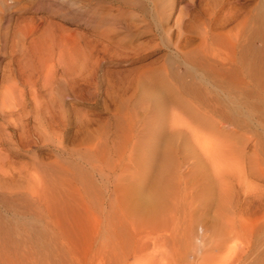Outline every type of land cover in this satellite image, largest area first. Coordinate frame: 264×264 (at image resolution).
Segmentation results:
<instances>
[{
	"label": "rangeland",
	"instance_id": "374dc122",
	"mask_svg": "<svg viewBox=\"0 0 264 264\" xmlns=\"http://www.w3.org/2000/svg\"><path fill=\"white\" fill-rule=\"evenodd\" d=\"M5 4L0 75L44 44L54 73L0 109V264H264V75L237 115L212 86L241 24L264 63V0Z\"/></svg>",
	"mask_w": 264,
	"mask_h": 264
},
{
	"label": "bare ground",
	"instance_id": "6f19581e",
	"mask_svg": "<svg viewBox=\"0 0 264 264\" xmlns=\"http://www.w3.org/2000/svg\"><path fill=\"white\" fill-rule=\"evenodd\" d=\"M5 1L6 0H0V5L5 7L6 6ZM263 17H264V15H263ZM241 20L242 21H240V23L242 22L243 24H245L246 19H244L245 21L243 19H241ZM261 25H263V24L261 23ZM241 27H242V24L240 25V28L238 27V29H240V32L238 31V34L235 33L236 31L235 32L233 31L235 33V35H228V34L226 35L229 44L232 45L231 46V50H229L230 52H227L226 60H219V59L216 60V62H217V69H216L217 73L216 74L218 76L219 83L218 84H212L214 89H216L218 91H222V89L225 90V92H224V95H225L224 96V100L227 102L226 107L230 108L234 114H236L235 111L238 110V105L239 104H237V101H236L237 98L233 97V96H235V93H240V94L242 93V91H243L242 83H243L244 78L253 77L252 79H254L256 77H260L261 75H264V67H263L264 63L263 62H260L261 64H258V65H257V63L259 61L256 62L255 64L252 62L253 65H251L252 63L250 61H248V60L246 61V57L247 56H246V53H245V45H244L246 43V42H244V40H246V39H244L245 36H244V32H242V30H241L242 29ZM244 27H243V29H244ZM260 28H261V26H260ZM262 28L264 29V27H262ZM221 33H224V32H222V31L218 32V34H221ZM228 33H230V32H228ZM261 36H262V34L260 35V37ZM263 46H264V44H263ZM263 46H261L262 50H263ZM261 47L259 49H261ZM40 50L41 51L45 50V53H43V54L39 53L38 56L36 55V57L32 56V59H30V60L28 58V60L18 61V63L16 64L17 65V69L15 68L16 70L15 69L10 70V71L3 70V73L0 75V77H1V79H0V109H1V111H4L3 108H5L7 106H10V105L15 106L16 105L15 104V99L17 97H14L13 94L19 95L23 91L22 87H26L28 89H32L34 87V85L36 84L37 79L39 81V79L42 78V79H44L43 81H45L51 75H53L52 72L54 73V70H53L54 69L53 68V63H54L53 60H54V58L51 56V54H49V51H50L49 44H44L43 47ZM262 50H260V51H262ZM255 51H257V50H255ZM259 53L262 54L261 52H259ZM254 55H256V53ZM263 55H264V52H263ZM263 58L264 57H261V59H263ZM251 59H253V56H252ZM259 59H260V57H259ZM12 60H15V59H12ZM255 61L256 60L254 59V62ZM261 61H263V60H261ZM24 70L31 74V78L32 79L31 78L23 79V77H21V76H24L23 75L24 74ZM19 75H21L20 76L21 78L19 77ZM262 78H264V77H262ZM204 101L206 102V100H204ZM205 102L204 103L202 102L203 105L205 104ZM215 104H216L215 102L211 101V104H210L211 111H214V112L217 113L218 107ZM204 107L205 106H202V108H200L201 109V116H202L201 119L203 121L208 118L207 115H209L208 112H210V111H207ZM213 115H214L213 112H211L210 115H209V117H210L209 119L211 121H214V116ZM232 118L236 119L235 117H232ZM21 128H22V125H21ZM157 189H153V190L155 192H157L156 191ZM158 190H160V189H158ZM28 192H29L28 194L31 197V200L33 202L37 201V198H39V196H40L39 192H38V177H37V175H35V176L33 175L32 183L28 187ZM150 193L148 192L145 196H144V194L143 195L140 194V196H144L145 197V198L143 197V200L145 199L144 201L146 203H148V204H150L153 200L156 201L155 199H157V197H158V196H156L157 193H156V195H154V194L150 195ZM46 194H47V199H49V201L53 200V198H52L53 195H52L50 189L48 190V193H46ZM140 200H141V197H140ZM154 203L152 202L150 206L153 207L152 204H154ZM31 227H33V226H31ZM30 230L32 231V236L34 237V240H36L37 239V234H38V229H36V227L34 226L32 229L30 228ZM20 243H22V246H26L27 245L26 244L27 242H25V241H22ZM199 243H200V241H199ZM7 248H10V246L8 245V242L0 243V250L6 251ZM199 249H201V248L198 247L197 245H195L192 248V252H191L192 254L191 255H192V262L193 263H195L194 261L197 262V259L202 257V256L198 255V250ZM206 260H207V258L205 259V261Z\"/></svg>",
	"mask_w": 264,
	"mask_h": 264
}]
</instances>
